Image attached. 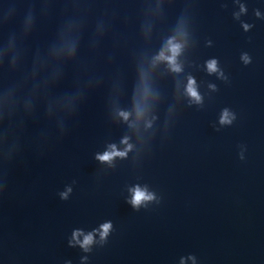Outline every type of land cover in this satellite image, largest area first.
<instances>
[{"label":"water","instance_id":"water-1","mask_svg":"<svg viewBox=\"0 0 264 264\" xmlns=\"http://www.w3.org/2000/svg\"><path fill=\"white\" fill-rule=\"evenodd\" d=\"M0 264H264V0H0Z\"/></svg>","mask_w":264,"mask_h":264},{"label":"clouds","instance_id":"clouds-1","mask_svg":"<svg viewBox=\"0 0 264 264\" xmlns=\"http://www.w3.org/2000/svg\"><path fill=\"white\" fill-rule=\"evenodd\" d=\"M183 49V45L181 43H178L175 38H172L168 41L167 44V48L165 49V51L161 52L160 55L156 58L158 61H166L171 70L173 72H177L179 73L180 71H182L181 66L178 64L177 62V58L178 56L181 54ZM71 51L74 52V49H72ZM245 62H248V58L244 57ZM207 68L209 73H216L218 71V67H217V61L216 60H211L207 63ZM221 75H223L221 73ZM187 94L197 103L201 102V97L197 91L196 88V82L194 79H192L191 77L189 78L188 81V85H187ZM120 115L127 120L128 119V114L127 113H120ZM139 115V112H138ZM230 114L225 111L223 113V116L221 118V124H230L231 120L229 118ZM124 143L127 145L128 142L127 140L124 141ZM111 150L105 152L103 155H98L97 159L101 162H111L113 159H115L116 157H125L127 154V151L131 150V146L129 145L127 150L124 152L118 151L116 149L115 145L110 146ZM72 192L71 187H68L67 190L65 192L60 193L61 199L67 200L69 194ZM132 199L130 201V203L132 204V206L134 208H136L137 210L140 208L141 205L146 204V202H151L155 199V196L153 194H150L146 189H141L139 186H137L136 188H134L132 190ZM102 231L100 233L101 238L105 239L108 234L109 231L112 228V225L110 223H105L102 226ZM83 233L81 232H76L74 233V238H77V242L78 241V237L80 235H82ZM93 243V236L91 234L87 235L84 237L83 240V244L81 245L82 247L85 248V250H87L88 246L91 245Z\"/></svg>","mask_w":264,"mask_h":264}]
</instances>
